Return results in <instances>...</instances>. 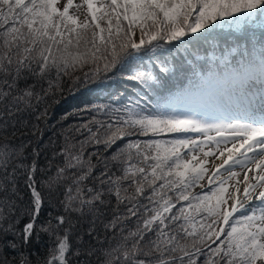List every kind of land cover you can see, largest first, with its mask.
<instances>
[{"label": "snow or ice", "instance_id": "obj_1", "mask_svg": "<svg viewBox=\"0 0 264 264\" xmlns=\"http://www.w3.org/2000/svg\"><path fill=\"white\" fill-rule=\"evenodd\" d=\"M58 2L0 0V26L11 21L0 27V134L17 126L35 134L38 125L20 117L46 122L48 101L63 93L66 77L71 94H108L61 118L79 122L53 152L62 166L48 180L37 174L51 161L39 168L33 149L31 164L17 163L27 159V145L14 147L5 135L0 264H71L82 254L71 241L73 215L91 217L84 234L109 244L83 253L99 254L98 264H264V39L221 48L207 65L200 57L187 68L175 60L194 38L264 31V0H107L99 7L84 0V21L69 14L73 0ZM180 72L187 83L170 91L169 78ZM21 175L30 203L18 214ZM60 185L63 214L42 220L43 189L51 203ZM109 206L101 239L96 225ZM133 219L135 229H127ZM42 234L53 244L44 257L33 247Z\"/></svg>", "mask_w": 264, "mask_h": 264}, {"label": "trees", "instance_id": "obj_2", "mask_svg": "<svg viewBox=\"0 0 264 264\" xmlns=\"http://www.w3.org/2000/svg\"><path fill=\"white\" fill-rule=\"evenodd\" d=\"M11 24L9 21L7 24H4L0 27L7 28ZM18 26V25H17ZM103 26V25H102ZM221 38V39H220ZM264 39V31H261L259 28L254 30L250 29L247 32H230L227 29L221 30L218 35H216L212 40H205L202 38H194L192 41L193 47L189 48L187 52L184 51V48H180V54L175 56L176 63L182 67L187 68L189 65L186 63L187 60L194 59L195 57H200L199 62L205 65L209 64L212 61L213 55H220V49L223 48L225 50L228 49L229 45H234L237 42H247L251 41L252 45L256 44L257 41ZM186 47V46H185ZM189 53L191 55H189ZM88 68L85 67L83 71H87ZM79 74V72L77 73ZM32 79L28 80V83H33ZM63 93L61 95H57L52 97L48 101V112L49 118L45 122L43 118L40 121H36L34 119V115H29L25 113L21 119L29 121V123H36L38 125V131L33 134V131L30 127H19L17 126L15 129L9 127L8 132L6 134H0V143H3L5 140V135H7V142L10 143L14 147H19L24 144L27 145L23 149V155L27 157L26 160L16 161L17 163H26L31 164L33 160L32 152L33 149L39 151L40 155L37 160V164L39 168H46L49 161L54 165L53 168L41 174L38 172V179L48 180L49 177L55 175V165L62 166V158L53 159V152H58L61 146L64 143L65 135H72L67 132L68 126L74 123H78V119L75 116H70L66 120H62L61 118L66 114L73 112L74 110H78L85 105L91 102H96L97 97L106 96L107 91L100 92L98 89L89 88V89H80L75 94H71L68 91V88L71 87L68 78H64L63 80ZM187 83L186 74L184 72H180L178 75L170 77L168 80V88L170 91H175L182 84ZM46 86V85H45ZM21 87H23V82L21 83ZM58 101V103L54 102ZM13 131L15 135H12ZM82 139V137L75 136V140ZM86 151H91V149H87ZM11 171V169H9ZM25 177L21 175L17 180V186L20 189V196L22 199H17V213L21 214L22 211L28 207L30 203V193L28 192L27 187L24 185ZM42 194L46 198L45 206L42 209L41 218L42 220L48 219V213H52L53 215L63 214L62 208H60L59 201L63 199V186H56L54 190L51 192V203L48 202L49 199V191L48 189H43ZM115 204V200L112 201ZM105 213L104 216L100 217V220L97 221V231L100 233L101 239H104L105 233L103 232L101 220L106 221L111 218V206L108 208L102 209ZM27 217L24 216L20 220V226L22 227L25 222H27ZM91 217H85L81 219L78 216L73 215L72 220L75 222V227L72 230L71 241L73 243V247L79 248L81 250V255L78 257H73L71 264H78V262H83L85 260L89 261V264H98V255H94L92 257H87L83 253L87 251L90 247L96 248H108L109 244L105 243L103 245L97 244L96 241L84 234L86 229L89 227L88 221ZM127 229H135V220L129 222L126 225ZM83 235V239L79 240V237ZM126 234V233H125ZM108 237H111V233L107 234ZM116 241H112V245ZM34 248H39V255L44 257L47 255L48 249L53 247V244L49 241L47 235L41 236V241L39 245H33ZM35 262L36 257H32ZM259 262H257L258 264Z\"/></svg>", "mask_w": 264, "mask_h": 264}, {"label": "rangeland", "instance_id": "obj_3", "mask_svg": "<svg viewBox=\"0 0 264 264\" xmlns=\"http://www.w3.org/2000/svg\"><path fill=\"white\" fill-rule=\"evenodd\" d=\"M67 0H59L58 2V7H63L66 5ZM96 6L99 7L102 4L106 5L107 0H95ZM69 14L70 15H75L79 17L80 21H84L86 19V17L88 16V10H87V5L84 2V0H73V7L70 8L69 10ZM221 39V38H220ZM209 166H213L212 165V158H209ZM216 164H219V160L215 161ZM234 171H236L237 173H239V179L242 180L243 179V175H244V169H241L239 167L235 168ZM249 176H252V173H248ZM235 181H230L229 182V186H228V190L229 192L232 191V186L234 185ZM259 264V263H258Z\"/></svg>", "mask_w": 264, "mask_h": 264}, {"label": "bare ground", "instance_id": "obj_4", "mask_svg": "<svg viewBox=\"0 0 264 264\" xmlns=\"http://www.w3.org/2000/svg\"><path fill=\"white\" fill-rule=\"evenodd\" d=\"M89 102H91V101H89ZM221 161L219 160V163H220Z\"/></svg>", "mask_w": 264, "mask_h": 264}]
</instances>
